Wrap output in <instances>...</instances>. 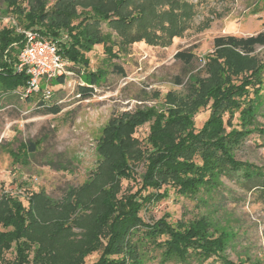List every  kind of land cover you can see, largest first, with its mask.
<instances>
[{
  "label": "trees",
  "instance_id": "1",
  "mask_svg": "<svg viewBox=\"0 0 264 264\" xmlns=\"http://www.w3.org/2000/svg\"><path fill=\"white\" fill-rule=\"evenodd\" d=\"M0 1L6 3L8 13L19 18V22L0 29V98L25 95L27 75L16 69L24 44L19 27L38 30L50 38L66 34L67 39L60 45L64 58L87 67L90 63L87 53L95 45L103 44L109 56H119L113 51L116 45L120 51L137 41L159 44L164 37L148 27L152 19L156 22L158 19L172 39L184 31L195 13L189 0ZM174 2L179 3L175 9L184 7L182 12L171 9ZM77 5L83 9L78 11ZM182 19L186 22L182 23ZM102 22L117 30L122 43L114 41L112 33L99 30ZM134 26L136 30L132 29ZM258 46H264V30L249 36H216L214 51L206 58L211 68L218 63L215 67L221 72L218 79L203 82L199 95H192L187 101H171L162 111L150 107L113 118L104 127L97 146L103 157L99 172L80 187L69 189L62 200L37 191L25 205L20 198L3 194L0 262L85 264L88 255L102 249L92 264H146V248L151 245L161 250L164 260L188 262L192 258L199 261L213 258L222 264H258L235 262L228 257L227 248L237 232L230 226V218L225 223L219 221L207 207L223 206L222 202L214 201L215 193L223 186V176L240 179L244 189L264 190V167L237 159L235 153L245 138L256 131L261 133L264 128L259 120V115L264 117V64L238 76L227 60L220 61L225 56L223 52L250 55ZM175 57L190 64L196 53L179 50ZM105 74L102 69L84 71V84L79 87L81 95L90 96L93 85H100ZM65 78L66 74L54 80L63 83ZM32 95L40 96V104L46 103L42 94L25 97L32 100ZM207 105L210 115L197 129L195 116L201 106ZM47 107L51 113L60 111L56 105ZM148 121H152L148 145L143 148L134 134ZM30 143L34 152L36 145ZM140 161L147 165L141 176L142 186L135 192H123L124 180H136L134 164ZM171 189L178 196L201 195L207 212L176 223L167 217L153 223L145 221L141 211L149 202L168 197ZM74 227L82 231L78 234ZM9 251L14 253L13 258H6Z\"/></svg>",
  "mask_w": 264,
  "mask_h": 264
},
{
  "label": "rangeland",
  "instance_id": "2",
  "mask_svg": "<svg viewBox=\"0 0 264 264\" xmlns=\"http://www.w3.org/2000/svg\"><path fill=\"white\" fill-rule=\"evenodd\" d=\"M189 2L194 5L195 13L188 24L185 23L184 31L172 39L158 19L157 22L152 19L148 27L164 37L159 44L137 41L123 46L120 51L116 45L113 51L119 56H109L103 44H97L87 53L89 66L66 61L68 72L64 82L58 83L54 79L48 82L53 95L45 98L46 105L40 104V96L32 95L30 100L22 93L0 98V198L8 194L28 205L32 193L44 191L54 200H62L69 189L80 187L99 172L103 157L97 146L104 135V127L113 118L150 107L162 111L171 101H187L192 95H199L203 82L215 81L221 74L215 69L218 63L211 68L206 58L214 51V38L227 34L249 36L264 30V0ZM178 6L179 3L174 2L171 9ZM6 7V3L0 1V29L19 22L16 14L8 13ZM183 8L174 12H182ZM77 9L83 8L77 5ZM98 27L102 33L110 32L114 41L122 43L115 28L106 22ZM136 28L132 27L133 30ZM21 30L19 27L18 31ZM179 50L194 51L196 57L186 64L175 57ZM229 52H223L222 56H225L220 57V61L227 60L238 76L264 64V46H258L250 55ZM98 69L106 71L104 81L93 85L90 96L81 95L79 87L84 84L83 72ZM46 86L43 82L42 88ZM48 105H56L60 111L48 112ZM262 110L264 112V107ZM210 112L209 105L201 106L195 116L197 129L202 127ZM259 120L264 126V117L259 115ZM151 123L146 122L134 134L143 148L148 145ZM30 142L36 145L34 152L29 147ZM235 153L237 159L264 167V128L261 133L256 131L245 138ZM146 166L144 161L134 164L136 180H124L123 192H135L142 186L141 176ZM222 180L223 186L215 193L214 201L222 202L223 206L220 209L212 204L207 207L219 221L225 223L230 218V226L237 232L226 254L235 262L245 260L264 264V190L244 189L237 178L223 176ZM200 199L201 195L178 196L171 189L168 197L149 202L141 215L150 223L162 217L172 223L195 219L207 212L206 204ZM73 230L78 234L82 231L79 227ZM147 247L146 264H222L213 258L205 261L192 258L188 262L164 260L160 249ZM101 253L102 249L88 255L85 264L95 262ZM13 256L12 251L6 253V258Z\"/></svg>",
  "mask_w": 264,
  "mask_h": 264
},
{
  "label": "built area",
  "instance_id": "3",
  "mask_svg": "<svg viewBox=\"0 0 264 264\" xmlns=\"http://www.w3.org/2000/svg\"><path fill=\"white\" fill-rule=\"evenodd\" d=\"M21 32L24 34V44L18 54L16 69L27 75L23 94H42L50 98L53 91L48 82L68 72L67 59L61 53L60 46L67 35L50 38L35 29H22ZM43 82H46V88H42Z\"/></svg>",
  "mask_w": 264,
  "mask_h": 264
}]
</instances>
